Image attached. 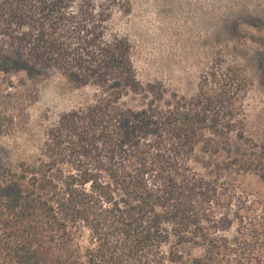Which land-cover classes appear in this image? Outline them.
<instances>
[{
  "label": "trees",
  "instance_id": "trees-1",
  "mask_svg": "<svg viewBox=\"0 0 264 264\" xmlns=\"http://www.w3.org/2000/svg\"><path fill=\"white\" fill-rule=\"evenodd\" d=\"M0 72L58 73L98 91L59 115L34 159L0 158V264H216L215 234L229 221L213 208L218 185L191 162L199 144L219 154L232 132L240 138L235 69L208 73L191 97H166L139 81L106 6L0 0ZM131 94L148 101L129 106ZM13 121L0 110V135ZM188 245L204 255L188 257Z\"/></svg>",
  "mask_w": 264,
  "mask_h": 264
},
{
  "label": "rangeland",
  "instance_id": "rangeland-1",
  "mask_svg": "<svg viewBox=\"0 0 264 264\" xmlns=\"http://www.w3.org/2000/svg\"><path fill=\"white\" fill-rule=\"evenodd\" d=\"M94 1L109 9L113 31L129 38L139 81L161 87L166 97L195 95L215 69L232 68L240 76V138L232 132L219 154L199 144L191 165L218 185L213 208L217 218L229 221L215 234L216 264H264V0ZM97 92L58 73L21 80L0 72V110L14 119L0 135V158L10 165L34 159L59 115ZM148 96L131 94L122 101L140 107ZM80 243L88 244V232ZM184 251L191 258L205 253L191 245Z\"/></svg>",
  "mask_w": 264,
  "mask_h": 264
}]
</instances>
